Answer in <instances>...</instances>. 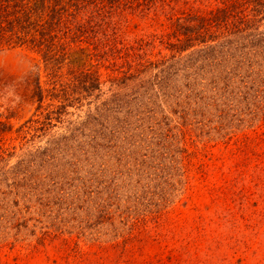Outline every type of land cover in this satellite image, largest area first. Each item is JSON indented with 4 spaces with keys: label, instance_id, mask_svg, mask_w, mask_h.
Instances as JSON below:
<instances>
[{
    "label": "rangeland",
    "instance_id": "374dc122",
    "mask_svg": "<svg viewBox=\"0 0 264 264\" xmlns=\"http://www.w3.org/2000/svg\"><path fill=\"white\" fill-rule=\"evenodd\" d=\"M221 1L120 0L111 51L0 49V264H264V0L175 49Z\"/></svg>",
    "mask_w": 264,
    "mask_h": 264
},
{
    "label": "trees",
    "instance_id": "16d2710c",
    "mask_svg": "<svg viewBox=\"0 0 264 264\" xmlns=\"http://www.w3.org/2000/svg\"><path fill=\"white\" fill-rule=\"evenodd\" d=\"M221 3L215 9L191 12L188 24L185 20L186 25H179L174 31L178 45H174L175 49L218 42L229 33L241 31L244 10L239 9V3L250 4L251 0H222ZM121 6L120 0H0V49L27 46L52 58L63 40L70 37L87 39L95 48L103 43L111 51L115 49L119 30L112 29L110 33L103 25L109 24L110 18L121 10L130 8V3ZM86 12L88 15L82 17ZM98 34L105 38L97 37Z\"/></svg>",
    "mask_w": 264,
    "mask_h": 264
}]
</instances>
